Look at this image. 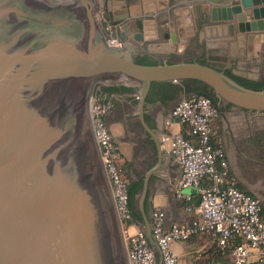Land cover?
<instances>
[{"label": "water", "instance_id": "water-1", "mask_svg": "<svg viewBox=\"0 0 264 264\" xmlns=\"http://www.w3.org/2000/svg\"><path fill=\"white\" fill-rule=\"evenodd\" d=\"M209 1L224 4L227 19L235 15L240 25L264 13L256 7L264 0ZM102 4L0 0V264H128L93 136L96 83L126 82L144 96L155 82L194 80L219 103L264 114V89L240 85L211 65L144 64L124 47H109L97 21ZM146 9L133 19L140 30L142 19L152 17ZM128 18L117 19L121 41L132 30ZM251 27L262 29L264 21ZM133 38L141 40V31Z\"/></svg>", "mask_w": 264, "mask_h": 264}, {"label": "crops", "instance_id": "crops-1", "mask_svg": "<svg viewBox=\"0 0 264 264\" xmlns=\"http://www.w3.org/2000/svg\"><path fill=\"white\" fill-rule=\"evenodd\" d=\"M104 3L116 25H121L118 18L128 14L132 30L129 39L122 41V47L137 57L138 62L141 59L150 61L147 64L192 61L191 56L204 48H213L222 57L226 56L230 69H253L264 59V28L247 30L250 24L264 21L262 12L258 19L252 20L251 15H247V20L240 25L235 15L227 19L224 4L209 0H105ZM146 6L152 17L142 19L140 30L133 19L143 18L147 14L144 12ZM256 7L264 8V5ZM249 9L243 7L242 11L248 13ZM119 26L114 36L120 39ZM137 30L142 33L141 40L133 39ZM165 34L170 37L164 38ZM165 83L170 82L152 83L144 96L139 86L128 83L116 87H131L133 90L99 91L114 97L104 122L119 143L122 173L132 188L129 231L140 228L145 232L156 252V264H162V261L151 231L153 210L164 212L165 226L174 222L189 224L199 214L197 188H179L188 199L176 196L180 170L171 156L169 145L161 140L170 131L181 130L188 136L187 128L175 122L170 111L189 93H186L184 82L171 83L173 91L165 88ZM255 118L264 119V114L256 116L248 110L226 107L219 119L216 118L215 142L226 152L229 173L235 185L260 201L264 218V161L259 158L258 145L253 142ZM219 127L225 132L222 139ZM243 139L245 144H242ZM124 160L126 169L122 166ZM239 241L240 238L236 237L226 245H220L216 237L201 233L175 242L172 248L179 264H224L230 261L231 248ZM249 264H256L255 256L250 257Z\"/></svg>", "mask_w": 264, "mask_h": 264}, {"label": "built area", "instance_id": "built-area-1", "mask_svg": "<svg viewBox=\"0 0 264 264\" xmlns=\"http://www.w3.org/2000/svg\"><path fill=\"white\" fill-rule=\"evenodd\" d=\"M107 33V45L122 47L115 37V25L103 15L99 16ZM113 105L112 98L96 92L90 100V117L94 140L110 186L116 215L121 231L128 264H156V252L145 232L136 228L129 231L132 219L128 206V181L121 169L119 143L104 122V116ZM170 115L175 122L185 126L170 131L161 138L169 145L171 156L179 167L180 177L176 187L178 198L188 199L180 187L193 186L199 190L198 216L189 224L171 223L165 226V214L161 209L152 212V236L162 264H179L172 245L201 233L216 237L220 245H226L238 237L230 251V261L224 264H249L250 257L256 264H264V218L260 201L235 185L229 173L228 159L222 146L215 142L217 107L212 99L192 94L180 99L172 107ZM207 182L203 184V182Z\"/></svg>", "mask_w": 264, "mask_h": 264}, {"label": "rangeland", "instance_id": "rangeland-1", "mask_svg": "<svg viewBox=\"0 0 264 264\" xmlns=\"http://www.w3.org/2000/svg\"><path fill=\"white\" fill-rule=\"evenodd\" d=\"M100 3L102 4L103 2V6H101L98 10V18L97 21L101 24V22L99 21V16L103 15L108 19V15H107V6L104 3L105 0H99ZM102 27V24H101ZM116 27V26H115ZM103 29V28H102ZM116 29V28H115ZM115 32H113L114 34ZM200 57L201 59H204L207 63L211 64L213 67L217 68V69H221L222 67H227L230 66L228 64V58L225 56H221L219 55V51L213 49V48H204L202 49V51L198 52L197 54L195 53V55H192L190 60H195L196 58ZM264 58V57H263ZM232 67V66H231ZM233 70H237L235 68L232 67ZM241 71L244 74H248L250 76H256L257 74H259L260 77H264V59L261 60L259 67H255L253 69L249 68V69H245V70H238ZM124 84H127L126 82ZM111 85H121V83H116V84H106V85H101L99 83H96L93 87V89L91 90V94H95L96 92L99 91H103L102 89ZM102 88V89H101ZM193 93H189V95H192ZM112 101L114 97H111ZM89 106H90V102H89ZM254 123L255 125V129L253 131L254 133V137L255 139L253 140V142L255 144L258 145L257 150L259 151V158L261 160L264 161V158L262 157V153H264V119H257L255 118ZM242 144H245V139L242 140ZM122 166L124 169H126V161L124 160L122 163ZM123 237V236H121ZM123 240V239H122Z\"/></svg>", "mask_w": 264, "mask_h": 264}, {"label": "trees", "instance_id": "trees-1", "mask_svg": "<svg viewBox=\"0 0 264 264\" xmlns=\"http://www.w3.org/2000/svg\"><path fill=\"white\" fill-rule=\"evenodd\" d=\"M139 62L147 64L150 61L141 59ZM199 62L203 64L211 65L207 63L204 59H201ZM224 73L230 78H232L234 81L239 83L240 85H243L245 87L252 88V89H264V78L260 80H250L248 78H244V77L233 74L230 69H225ZM190 83H199V82H196L194 80L184 81L186 93L201 94V95H205L213 99L214 97L213 93L209 89H207V87L204 84H197V86L191 87ZM163 85L165 88L169 89L170 91H173V88H172L173 84L165 83ZM102 90L103 91H131L133 89L131 87H125V86H121L117 88L116 86L111 85L106 88H103ZM128 206L132 214V209H133L132 188H129V186H128Z\"/></svg>", "mask_w": 264, "mask_h": 264}, {"label": "flooded vegetation", "instance_id": "flooded-vegetation-1", "mask_svg": "<svg viewBox=\"0 0 264 264\" xmlns=\"http://www.w3.org/2000/svg\"><path fill=\"white\" fill-rule=\"evenodd\" d=\"M135 58L138 59L137 57H135ZM195 60L200 61L201 58L198 57V58H196ZM225 69H230V68H228V67H222L220 70L224 72ZM230 70H231V72H232L233 74L238 75V76H241V77H244V78H248V79H250V80H260V79L264 78V77H260L259 74H257L256 76H250V75H248V74H244V73H242L241 71H238V70H233V69H230ZM231 79H232V78H231ZM235 82H236V81H235ZM197 84H201V83H190V86H191V87H192V86H197ZM213 95H214V94H213ZM212 101L215 103V105H216V107H217V117H218V119H219V117L221 116V114L223 113L224 109H226V107H228V106H232V105L227 104V103H222V102L219 103V101H218V99L215 97V95H214ZM219 133H220V138L222 139L223 136H224V134H225V132L222 131L220 127H219Z\"/></svg>", "mask_w": 264, "mask_h": 264}, {"label": "bare ground", "instance_id": "bare-ground-1", "mask_svg": "<svg viewBox=\"0 0 264 264\" xmlns=\"http://www.w3.org/2000/svg\"><path fill=\"white\" fill-rule=\"evenodd\" d=\"M249 8H251V7H249ZM249 8H247V9H249ZM258 8V7H257ZM260 8V7H259ZM250 10V9H249ZM249 12V11H248ZM264 14V13H263ZM263 17V16H262ZM249 18V17H248ZM259 31V30H258ZM262 31V30H261ZM254 32H256V31H254ZM134 39V38H133Z\"/></svg>", "mask_w": 264, "mask_h": 264}]
</instances>
